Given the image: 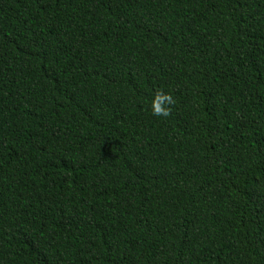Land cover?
<instances>
[{"label": "trees", "instance_id": "1", "mask_svg": "<svg viewBox=\"0 0 264 264\" xmlns=\"http://www.w3.org/2000/svg\"><path fill=\"white\" fill-rule=\"evenodd\" d=\"M0 264H264V0H0Z\"/></svg>", "mask_w": 264, "mask_h": 264}, {"label": "clouds", "instance_id": "2", "mask_svg": "<svg viewBox=\"0 0 264 264\" xmlns=\"http://www.w3.org/2000/svg\"><path fill=\"white\" fill-rule=\"evenodd\" d=\"M175 101L172 95L163 90H158L153 97L152 103L150 105L151 115L155 117H167L170 114V106L174 104Z\"/></svg>", "mask_w": 264, "mask_h": 264}]
</instances>
